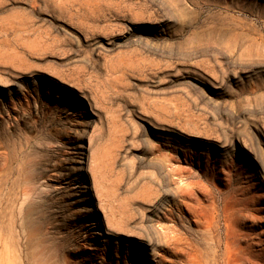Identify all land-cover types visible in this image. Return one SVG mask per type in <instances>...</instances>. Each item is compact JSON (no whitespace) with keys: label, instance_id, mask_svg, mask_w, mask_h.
Listing matches in <instances>:
<instances>
[{"label":"rangeland","instance_id":"1","mask_svg":"<svg viewBox=\"0 0 264 264\" xmlns=\"http://www.w3.org/2000/svg\"><path fill=\"white\" fill-rule=\"evenodd\" d=\"M260 231L264 0H0V264L242 263Z\"/></svg>","mask_w":264,"mask_h":264},{"label":"bare ground","instance_id":"2","mask_svg":"<svg viewBox=\"0 0 264 264\" xmlns=\"http://www.w3.org/2000/svg\"><path fill=\"white\" fill-rule=\"evenodd\" d=\"M239 7V6H238ZM242 8V7H241ZM241 10V9H240ZM7 161H10V154H8L7 155ZM250 189V188H249ZM250 191V190H249ZM230 205V204H229ZM250 218H251V215H250ZM252 219H255V217L254 216H252ZM242 220V219H241ZM215 224V223H214ZM241 224L242 223H240V226H241ZM212 225V224H211ZM248 225H250V224H248ZM252 225V224H251ZM257 225V224H256ZM245 226H246V224H245ZM249 227V226H248ZM247 228V227H246ZM249 229V228H248ZM262 229V228H261ZM246 231H247V229H246ZM256 231V230H255ZM258 231V230H257ZM251 232V231H250ZM240 235V234H239ZM256 235L258 236V237H256V238H258V241L257 242H255L256 243V245L257 246H259V245H262L263 246V248L261 249V251H260V253L259 254H257V255H250L247 251H244V253H245V255H243V258H242V263H239L240 261H238L237 259H234L233 261H234V263L233 264H264V237H262V236H264V231H260L259 233H256ZM255 235V236H256ZM255 238V237H254ZM213 239V238H212ZM219 239H220V237H219ZM219 239H217V243L218 244H220L219 242H218V240ZM240 239V238H239ZM247 239H249V238H247ZM245 240V239H244ZM221 241V240H220ZM240 241H241V239H240ZM213 242V241H212ZM214 243H215V241H214ZM222 243V242H221ZM224 243V242H223ZM237 243V242H236ZM240 243H242V242H240ZM247 243V242H246ZM217 244V245H218ZM254 244V243H253ZM225 245L227 246V244L225 243ZM224 245V246H225ZM243 245V244H242ZM255 245V244H254ZM254 245H253V247H254ZM215 246V245H214ZM213 246V247H214ZM216 247V246H215ZM218 247V246H217ZM221 247H223L222 245H221ZM220 247V248H221ZM249 247V246H248ZM252 247V248H253ZM227 248V247H226ZM251 248V249H252ZM43 248H41L38 252H36V251H34V253H33V255H32V257H31V261H30V264H43L42 263V261H43V259L45 258V256H43L44 255V250H42ZM259 249V248H258ZM244 250V249H243ZM217 252V251H216ZM225 252H226V250H225ZM224 252V253H225ZM254 253H255V251H253ZM200 254H201V252H200ZM226 254V253H225ZM217 256V255H216ZM215 256V257H216ZM225 256V255H224ZM223 256V257H224ZM218 257V256H217ZM230 257V256H229ZM195 259V258H194ZM221 259V258H220ZM223 259V261H225L224 260V258H222ZM254 259V260H253ZM197 259H195L194 261H196ZM200 260V259H199ZM216 260H217V258H216ZM213 261H214V259H213ZM212 261V262H213ZM222 262V261H221ZM201 263V262H200ZM199 263V264H200ZM219 263V262H218ZM224 263V262H223ZM194 264H195V262H194ZM208 264V263H207ZM231 264V263H230Z\"/></svg>","mask_w":264,"mask_h":264}]
</instances>
